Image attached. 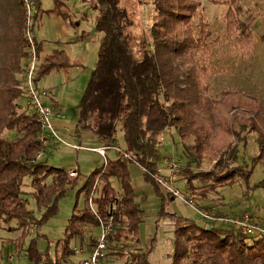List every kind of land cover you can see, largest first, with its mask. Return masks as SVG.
<instances>
[{
	"label": "trees",
	"instance_id": "16d2710c",
	"mask_svg": "<svg viewBox=\"0 0 264 264\" xmlns=\"http://www.w3.org/2000/svg\"><path fill=\"white\" fill-rule=\"evenodd\" d=\"M14 1L10 26L14 31L11 42L16 44L17 51L10 52L7 79H0V231L18 223L19 228L13 230L22 233L17 241L21 244L35 228H41L57 217L60 202L77 181L71 180L67 171L37 159L47 147L40 141L42 126L38 117L27 110L22 111L19 105L24 97V61L28 59L29 46L24 1ZM36 1L41 11V5ZM144 1L154 7L149 35L146 31L142 35L135 32V17L124 6V0H96V9L100 13L96 32L101 39L97 65L84 92L77 127L81 139L82 133L91 132L100 142L115 147L120 131L131 161L121 158L107 160L102 168L88 177L79 192V198L84 195L85 208L80 211L76 207L66 230V240L59 244L58 257L44 258L33 243L28 257L35 264H66L77 252L72 249V242L79 239L84 242L87 227H99L100 221L106 222L110 218L113 219V228L108 239L107 258L116 255L125 264H150L152 249L140 246L142 211L136 204L137 195L128 165L135 163L142 168L145 180L160 193L161 188L155 181L158 174L155 160L161 137L169 129L178 131L186 158L199 165L212 163V169L206 173L189 172L188 191L195 200L203 202L221 188L233 185L237 179L249 182L252 177L254 168L237 165L239 145L228 143L219 148L212 147V128L206 131L205 126L199 124L186 105L189 99H182V103H168L173 90L179 93L185 90H181L185 82L193 87L196 94L193 99L202 111L220 105L217 100L212 105L208 103L209 86L205 82L208 70L200 66L201 60L204 63L210 61L212 49L209 43L211 25L201 14L200 4L196 0H141ZM224 20L227 37L238 55L243 56L252 37L240 32L245 24L232 7ZM194 23L198 24L195 26ZM38 48L42 54L44 45ZM173 59L194 63L196 71H191V75L180 81L181 70L174 65ZM73 66L65 51L58 52L44 59L38 78ZM256 111L260 117L264 115L262 108ZM10 134L15 137L11 138ZM248 134L257 136L259 155L254 161L256 164L264 158V133L253 126ZM28 178L32 181L33 197L45 214L41 221L30 210L31 195L24 190ZM113 181L118 182L121 193L110 197ZM100 185L102 195L97 198L96 189ZM260 186L264 187V183ZM169 196L175 199L171 194ZM93 201L98 207L96 215L90 209ZM174 234L172 264H264V234L249 237L233 229L208 228L187 220L182 226L177 224ZM95 242L92 241L91 248ZM123 249L130 252L125 254L121 252Z\"/></svg>",
	"mask_w": 264,
	"mask_h": 264
},
{
	"label": "rangeland",
	"instance_id": "374dc122",
	"mask_svg": "<svg viewBox=\"0 0 264 264\" xmlns=\"http://www.w3.org/2000/svg\"><path fill=\"white\" fill-rule=\"evenodd\" d=\"M22 1L27 12L26 25L29 28L32 12V34L38 46L44 45L42 54L39 52L40 63L36 79H39L42 62L48 56L65 51L70 61L74 63L69 70L54 71L39 79L36 85L40 92L49 93L48 103L58 112L54 123L56 133L61 139L53 143L55 146L47 148L44 161L49 166L68 173L78 170L79 178L76 180L77 184L70 188L68 195L60 202L57 217L49 220L41 228H35L27 238L21 241V244H17V241L21 239L22 233L13 230L16 227L19 228L18 223L14 222L0 231V264H35L28 257V251L33 243H36L44 258L49 256L56 259L59 244L66 240V230L76 207L80 211L85 208L84 195L79 198V192L86 180L95 170L102 168L107 159L115 161L118 157L113 150L115 146L100 142L91 132L82 133L81 139L77 130L84 92L90 75L97 65L101 39L96 32L100 15L96 9V0H38L41 11L38 9L36 0ZM196 1L200 4V12L211 25L212 30V38L209 42L212 47L211 59L205 63L200 61V66L208 70V79L205 81L209 86L208 103L212 105L217 100L220 105L202 111L193 99L196 95L193 87L185 82L181 87V90H185L182 93L173 90L168 103L174 101L182 103V99H189L186 105L199 124L205 126L206 131L212 128L210 137L212 147L219 148L228 143L239 145L237 165H248L249 168H254V171L249 182L237 179L233 185L221 188L217 194L210 195L205 201L195 200L188 191L189 172L206 173L213 166L210 165L212 163L199 165L186 158L184 145L175 128L169 129L161 137L158 156L155 160L158 166L156 178L165 179L166 184L178 191L183 200L169 198L167 189L160 187L156 181L161 188L160 193L157 192L156 188L145 180L144 170L135 163H130L128 170L137 195L136 204L142 211V224L139 228L140 246L143 249H152L149 257L150 264H172L174 232L177 224L182 226L186 220L208 228L232 230L225 224L207 225L195 210L202 209L201 207L204 206L211 210L215 209L218 215L221 214L230 219L242 218L247 214L254 226L264 230V187L260 186L264 183V158L261 162L254 164L259 155L257 136L248 134L253 126L264 133V115L260 117L256 111L259 108L264 111V0ZM140 2L141 0H124V6L135 17V32L142 35L143 31H146L149 35L153 25L154 7L146 1ZM13 4H16L14 0H0V79L3 81L7 79L6 68L10 63V52L17 51L16 44L11 42V35L14 33L10 26ZM231 7L245 24L240 32H245L252 37V43L246 45L243 56L238 55L234 44L226 35L224 18ZM197 24L194 23L195 26ZM173 62L181 70L180 81L191 75V71H196L195 64L190 61L186 64L183 59H173ZM28 64L27 59L24 61L26 69ZM196 74L201 84L200 73L198 74L197 71ZM19 105L22 111L27 110L25 95L20 99ZM9 136L15 137L14 134ZM117 140L116 147L125 151L123 135L120 131ZM98 144L112 149L107 152V159L94 152ZM168 162L177 163L178 170L173 172L168 167ZM31 183V179L28 178L24 190L31 195L29 196L30 210L35 213L36 219L41 221L45 214L39 209L33 197ZM96 191L98 198L102 195V186L100 185ZM112 191L110 197L121 193L117 181H113ZM190 199L195 201L193 207L187 206L184 202ZM95 204L96 201H93V204L90 203V209L94 215L98 210ZM101 235L100 226L87 227L84 242L79 239L73 241L71 245L75 252L82 250L84 252L72 256L66 264H83L90 256L92 241L99 240ZM121 252L127 254L130 251L123 249ZM100 264H125V261L113 255Z\"/></svg>",
	"mask_w": 264,
	"mask_h": 264
},
{
	"label": "built area",
	"instance_id": "2783aa9c",
	"mask_svg": "<svg viewBox=\"0 0 264 264\" xmlns=\"http://www.w3.org/2000/svg\"><path fill=\"white\" fill-rule=\"evenodd\" d=\"M31 22L29 28L26 32V39L28 42V66L24 76V95L27 99V112L37 116L39 122L42 126V135L40 137L41 143L44 147H50L53 141H60L59 136L55 130V119L58 115V112L50 106L48 103L49 93L47 92H40L37 89V73L38 67L40 63L39 57V46L34 38L33 32V24H32V12L30 13ZM112 150L109 147H104L100 149L94 150L96 154L100 157L107 159V152ZM113 150L116 151L118 157L124 160L131 161V157L121 148L115 147ZM44 154L38 156V161L43 160ZM137 165V164H136ZM168 167L173 171L176 172L178 170V164L174 162H168ZM70 174V178L73 181H76L79 178V171L75 170L72 171ZM158 185L160 187H164L167 189L169 194H171L174 198H181V194L176 191L172 186L166 184L165 179L163 178H155ZM182 199V198H181ZM183 200V199H182ZM185 204L189 207H193L195 205V201L193 199L184 201ZM92 204V202H91ZM199 214L200 218L207 223L210 224H226L229 225L234 231L241 233L245 236H254L256 234H264V230L259 229L257 226L252 224L251 218L247 214H245L242 218L230 219L229 217L220 216L216 213L215 210H202V209H195ZM100 227L102 229V235L99 240L95 242V245L91 249V253L89 258L84 261L83 264H100L107 258L108 254V239L112 233L113 228V219L110 218L106 222L100 221ZM84 251H77L76 254L83 253Z\"/></svg>",
	"mask_w": 264,
	"mask_h": 264
},
{
	"label": "crops",
	"instance_id": "0c3cea01",
	"mask_svg": "<svg viewBox=\"0 0 264 264\" xmlns=\"http://www.w3.org/2000/svg\"><path fill=\"white\" fill-rule=\"evenodd\" d=\"M59 138H60V137H59ZM60 140H61V139H60ZM54 142H58V141H53V142L51 143L50 147H53V145H54L53 143H54ZM54 146H55V145H54ZM50 147H49V148H50ZM100 148H104V147H103V145L100 146V145L98 144V146H97V148H95V150H96V149H100ZM117 159H119V157H117L116 160H117ZM44 160H45V155H44L43 161H44ZM107 160H108V159H107ZM200 207H201V206H200ZM201 208H202V210H203V209H204V210H210V208L207 207V206H204V207H201ZM214 210H215V209H214ZM220 216H223V215L220 214ZM224 217H226V216H224ZM216 224H221V223H216ZM225 225H226V224H225ZM90 249H92V248H90Z\"/></svg>",
	"mask_w": 264,
	"mask_h": 264
}]
</instances>
